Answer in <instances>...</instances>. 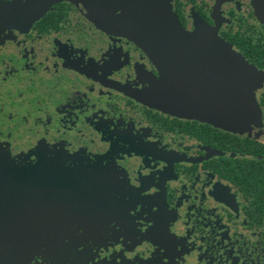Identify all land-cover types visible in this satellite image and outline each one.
<instances>
[{
  "label": "flooded vegetation",
  "instance_id": "1",
  "mask_svg": "<svg viewBox=\"0 0 264 264\" xmlns=\"http://www.w3.org/2000/svg\"><path fill=\"white\" fill-rule=\"evenodd\" d=\"M172 6L189 32L192 15L216 27L236 58L186 49L166 99L233 100L238 56L259 76L260 136L157 108L162 83L147 55L70 0L30 26L0 11V231L53 215L42 226L57 237L23 263L264 264V25L251 0Z\"/></svg>",
  "mask_w": 264,
  "mask_h": 264
},
{
  "label": "water",
  "instance_id": "2",
  "mask_svg": "<svg viewBox=\"0 0 264 264\" xmlns=\"http://www.w3.org/2000/svg\"><path fill=\"white\" fill-rule=\"evenodd\" d=\"M33 1L35 0H29V5L22 8L23 13L17 2L0 1V11H3L6 23L30 26L45 14L51 4L60 0H40L41 6L32 5ZM70 1L97 29L125 37L147 55L159 71L162 83V88L155 95L158 96L154 101L157 108L181 117L194 118L229 132L261 135V111L253 94L259 76L247 68L238 56L231 63L238 74L237 84L229 88H233L234 95L237 96L233 100L229 94L228 97L222 96L219 102H205L195 106L166 99L164 86L168 75L171 70L180 68L186 49H222L221 54L212 55L236 58L233 53L226 52L230 46L218 37L216 27H210L198 16L192 15L194 29L192 32L185 30L173 11V0ZM225 1L227 0H216L217 8L214 7V12ZM251 5L256 18L264 25V0H251ZM52 217L53 215H21V220L29 218L26 229L0 231V264H25L23 262L34 243L38 240H57L54 231L48 232L42 226L43 223L47 225Z\"/></svg>",
  "mask_w": 264,
  "mask_h": 264
}]
</instances>
